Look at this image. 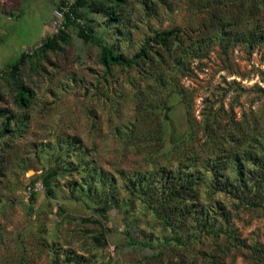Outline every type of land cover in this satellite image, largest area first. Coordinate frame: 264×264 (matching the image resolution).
I'll list each match as a JSON object with an SVG mask.
<instances>
[{
  "label": "rangeland",
  "instance_id": "obj_1",
  "mask_svg": "<svg viewBox=\"0 0 264 264\" xmlns=\"http://www.w3.org/2000/svg\"><path fill=\"white\" fill-rule=\"evenodd\" d=\"M75 1L0 0V264H264V0ZM171 30L161 89L100 62ZM166 114L185 166L146 158Z\"/></svg>",
  "mask_w": 264,
  "mask_h": 264
},
{
  "label": "trees",
  "instance_id": "obj_2",
  "mask_svg": "<svg viewBox=\"0 0 264 264\" xmlns=\"http://www.w3.org/2000/svg\"><path fill=\"white\" fill-rule=\"evenodd\" d=\"M84 1L85 0L75 1V4L71 7L72 17H76V14H75L76 10H80L83 8ZM106 1L112 3L114 6L120 7L124 5L127 0H106ZM66 18L67 19L69 18L68 15L66 16ZM88 34H89L88 29H86V27H83L81 29V36L84 39H89ZM176 38H178V36L176 35L175 30L163 32L161 34H156L151 40L145 41L144 46L134 56L133 59H126L122 55L114 53L111 48L103 47L101 50V54H100V62L106 69H109L111 66H117V67H120L121 69H129V70L132 68H136L137 72L139 73V77L134 79V77L128 76L126 80V83H128V85H130L131 87H134V90L136 91V93L138 92L140 93L142 91L145 94L146 90L141 89L142 85L148 86V84L151 85L152 83H154L161 89L162 87L161 85H163L164 81H163L162 76L158 75V72L160 71L159 62H157V60L150 53V50H149L150 43L152 42L154 44H158L159 42V44L165 48L166 52H169L170 49L168 48V43H170L172 39H176ZM58 41H59L58 38L48 39L43 43L41 48L43 50L54 49L57 47ZM16 68H17L16 64H14L11 67L10 74L12 76L16 72ZM139 83H140V86H138ZM137 86L138 88H135ZM30 97H31V93H29L28 97L20 93L17 96V100L22 107L26 108ZM122 97L123 96L118 91L115 90L113 94V98L111 100V106L113 110H116L118 108V106L120 105V102L122 101ZM147 101L148 99L143 97L140 102L142 105H139L136 108L135 113L137 114L138 122L143 120V117H144L143 110L151 109V111H153L156 108L154 105H153L154 107L151 105H148ZM181 103H184V102L181 101ZM167 114L162 117L157 116V120L153 123V126L157 128V131L153 132L152 134L156 147L152 148L151 150H147L146 158L148 160L150 159L155 160L156 162V160H158L156 158L160 157V154L163 153L161 156L164 157V161L169 167H172V163H176L179 166L180 165L185 166L189 164L187 154L184 153L183 151L184 141L187 139V132L182 135L175 134V133H173L174 135H172V132L170 133L168 129L169 128V125H168L169 115ZM151 126H152V123L145 124V128H149V127L151 128ZM132 131L134 134H136L138 132V127H136L135 130L131 129V132ZM166 132L167 134L170 135L169 138ZM145 134H146L145 136H150L148 133H145ZM165 146H167L168 149L167 151L162 152V149ZM167 168L168 167H164L163 172Z\"/></svg>",
  "mask_w": 264,
  "mask_h": 264
},
{
  "label": "built area",
  "instance_id": "obj_3",
  "mask_svg": "<svg viewBox=\"0 0 264 264\" xmlns=\"http://www.w3.org/2000/svg\"><path fill=\"white\" fill-rule=\"evenodd\" d=\"M56 19H55V22H54V25L57 27L58 25L60 26L61 25V22H62V13L60 11H57L56 13Z\"/></svg>",
  "mask_w": 264,
  "mask_h": 264
}]
</instances>
